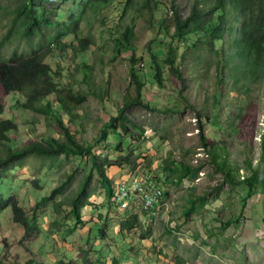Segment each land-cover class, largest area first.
Instances as JSON below:
<instances>
[{
  "label": "rangeland",
  "instance_id": "1",
  "mask_svg": "<svg viewBox=\"0 0 264 264\" xmlns=\"http://www.w3.org/2000/svg\"><path fill=\"white\" fill-rule=\"evenodd\" d=\"M53 1L59 5L63 0ZM193 1L175 0V5L185 16ZM70 2L60 5V11H66ZM0 4L6 11L0 17L1 38L16 27L11 12L16 0H0ZM204 4L208 6L211 1L207 0ZM149 16L150 11L144 6L135 21V64L139 68V57L147 55L148 45L151 46V52L155 51L162 61L165 43L174 30L170 24L172 12L167 10V26L160 25L163 36L151 40ZM65 17V13L61 15L62 19ZM82 24L87 31L84 21ZM96 25L97 22L93 20L88 28V32L94 35L95 43L90 46L85 60L95 84L92 90L100 91L99 87L107 89L104 103L88 92L89 87L82 82L78 70L82 60L79 57L72 58L69 48L63 52L62 58L54 55L46 59L52 71L67 66L72 69L63 70L62 76L55 80L74 84L76 89L87 93L86 101L75 111L76 115L74 113L76 121H69L67 115L63 117L77 138L89 143H94L109 117L117 114L123 96L126 93L130 96L134 94L128 76L131 53H118L117 44L111 43L110 36H98ZM195 40L194 36L188 37V43ZM37 42H42V39L26 41L12 33L0 50L3 56H8L15 49L28 51ZM219 46L220 42L217 43ZM186 50L185 59L181 62L186 86L181 92V83L168 74L165 65H162V83L153 79V65L147 63L140 68L145 82L144 99L160 108L147 111L136 107L126 112L129 119L144 132L131 129L134 138L127 137L121 151L117 149L118 138L108 130L107 139L95 145L92 151L97 158L106 155L111 160L131 150L135 157V168L138 164L145 166L146 162L152 167L161 165L162 159L166 157L193 166L202 164L197 176L166 185L167 194L158 214L141 221L144 229L136 228L122 235L118 232V223L126 217L125 213L117 211L105 200L104 187L90 168L87 157L61 154L54 158H35L29 155L25 164L8 170L0 180V195H15L32 225L29 230H25L12 220L10 209L0 211V258L5 263L25 264L29 260L45 264H56L59 260L75 262L78 261L77 251L87 248L88 237L90 247L100 251L89 252L90 261L103 264H112L114 254L129 264H174L176 257L181 259L177 261L180 264H264V180L261 185L256 184L250 196L247 195L244 181H223L221 173L215 171L208 161L200 143L198 126L202 124V135L206 137L208 148L218 152L219 157L224 155L233 169L236 167L233 172L235 178L249 174L247 162L253 168L261 169L259 155L264 131V63L261 72L248 86L240 85L241 82L235 85L236 79L234 76L230 79L226 69L223 70V81L218 83L214 79L213 65L207 67L204 63L207 58L196 60L194 53ZM227 52L225 49V54ZM199 53L202 54V51ZM211 55L217 58L214 53ZM203 56L207 57L206 52ZM0 99L4 104L2 116L13 119L18 126L16 131L9 134L12 147L40 140L41 135L61 138L59 129L54 127L50 118L17 106L20 95L6 94L0 88ZM165 109H174L175 112L165 113ZM195 109H199L202 114L199 122ZM129 166L131 163L121 167L103 166L113 182V188L120 180L129 178L133 171ZM155 170L160 173L159 169ZM89 174L88 204L80 210L82 223L70 231L69 226L74 218L67 213V206L60 212L63 223L51 226L55 217L51 202L39 207L36 206L37 202L70 176L64 192L68 200ZM258 176L264 179V172L261 171ZM36 178L40 179L39 186L33 183ZM194 199L193 209L186 214ZM229 220L230 224L226 225ZM96 223L104 227L102 240H98L94 230ZM145 229L150 230L148 236L139 238Z\"/></svg>",
  "mask_w": 264,
  "mask_h": 264
},
{
  "label": "trees",
  "instance_id": "2",
  "mask_svg": "<svg viewBox=\"0 0 264 264\" xmlns=\"http://www.w3.org/2000/svg\"><path fill=\"white\" fill-rule=\"evenodd\" d=\"M68 1L71 2L66 8L67 10L60 11L62 4ZM206 1L194 0L188 14L184 16L176 8L175 0H63L59 5H55L53 0H16V5L11 11L14 14L13 21L16 27L11 28L1 36L0 48L6 44L12 33L17 34L19 39L29 41L32 38H41L42 42H37L28 51L15 49L8 56H3L0 50V88L6 94L16 93L21 96V99L17 100L18 107L43 114L47 119L50 118L54 127L59 129L61 138L54 135H41L40 140L27 142L20 147H12L9 134L16 131L18 126L13 119L2 116L4 104L0 99V180L8 170L25 164L26 157L29 155L35 158H54L61 154H74L89 159L90 168L94 170L104 187L105 200L111 203L113 182L105 173L103 166L121 167V165L131 163L130 170H134L135 157L132 155L133 151L128 150L125 155L120 154L110 160L106 155L97 158L92 148L107 139V131L109 130L118 138L117 149L122 151L126 138L131 137L132 140L134 138L131 129L144 132L139 125L129 119L126 112L136 107L147 111L160 110L144 99L145 82L141 76V67L147 63L153 65V79L162 83V65H165L168 74L181 83V92L186 86L181 62L185 59L186 49H189L194 53L196 60L207 58L204 61L207 67L213 65L214 79L218 83L223 81V70L226 69L229 78L234 76L236 79L235 85L241 82L240 85L246 84L248 86V83L261 72L264 63V0H210L211 4L208 6L204 4ZM144 6L150 11L151 27L149 31L152 34L151 40L162 35L160 25L167 26L168 19L165 18L167 10L172 12V17L169 19L174 30L165 43L162 61L159 60L155 51L151 52V46L148 45L147 55L139 57L141 59L139 68L135 64L137 61L134 42L135 21ZM64 13L66 17L62 19L61 15ZM3 14H6V11L0 4V17ZM93 20L97 22L98 36H110L111 43L117 44L118 53H131L128 76L130 86L134 88V94L130 96L126 93L123 96V102L118 108L117 114L109 117L108 122L104 124L94 139V143H89L80 141L63 117L67 115L69 121H76L74 113L76 115L75 111L86 101L87 93L82 89H76L74 84L61 83L59 80H55V78L62 76L63 70L72 71V69L67 66L64 69L58 67L56 71H52L46 59L54 55L62 58L63 52L69 48L72 58L79 57L82 60L78 70L81 72L82 82L89 87L88 92L96 95L104 103L106 93H108L107 89L99 87L100 91L92 90L95 84H93L91 71L85 60L90 46L95 43L94 35L91 31L88 32ZM123 20L125 21L123 22ZM82 21H84L87 31L83 28V24L81 25ZM191 36H194L196 40L188 43V37ZM218 42H220L219 47H217ZM225 49L228 51L227 54H225ZM180 50L182 52L179 54ZM201 51L202 54L199 53ZM204 52H206L207 57L203 56ZM213 53L218 59L211 55ZM164 112L172 113L175 110L165 109ZM195 115L199 122L202 116L199 109H195ZM198 126L200 143L205 149L208 161L215 171L221 173L223 181L232 182L235 179L238 182L244 181L247 185V195L253 194L256 184L261 185V181L264 180L258 176L261 171L264 172V131L260 139L259 162L262 164L261 169L253 168L251 163L247 162L249 174L243 175L242 178H235L233 172L236 167L233 169L227 163L224 155L219 157L218 152L208 148L206 137L202 135V124ZM202 166V164L193 166L166 157L162 159L161 165L152 167L146 162L143 167L148 170L159 169L164 178L163 185L166 186L177 184L185 178H195ZM90 179L91 175L89 174L68 200L65 199L64 192L70 176L65 182L53 187L49 194L41 197L36 204L37 207L51 202L55 214L51 226H58L63 223L60 212L67 206V213H70L74 218V222L69 226L70 231L82 223L80 210L88 204L86 202L87 187ZM39 180L36 178L33 183L39 186ZM166 194L167 192L164 191V196ZM195 200H191L186 214L193 209ZM100 206H96V209ZM7 208L11 210L12 220L18 223L20 227L25 230L32 227L28 214L22 209L15 195L8 197L0 195V211ZM127 212L124 211L126 217L118 223V232L125 235L136 228L144 229L139 214L127 215ZM98 216L101 218L100 213ZM229 224L230 220L226 222V225ZM94 226L98 240H102L104 237L103 225L96 223ZM143 232L139 238L147 237L150 230L145 229ZM86 243V249L77 251L79 255L82 254L81 257L78 255V261L59 260L56 264H103L104 262L90 261L88 253L91 251L100 253V251L90 247L88 237ZM180 260L179 257H176L174 264H180L178 263ZM111 263L129 264L121 261L115 254ZM0 264L7 263L0 258ZM25 264L45 263L29 260Z\"/></svg>",
  "mask_w": 264,
  "mask_h": 264
},
{
  "label": "built area",
  "instance_id": "3",
  "mask_svg": "<svg viewBox=\"0 0 264 264\" xmlns=\"http://www.w3.org/2000/svg\"><path fill=\"white\" fill-rule=\"evenodd\" d=\"M163 180L161 172L138 164L128 179L114 185L111 204L121 213H140L141 220L155 217L164 204Z\"/></svg>",
  "mask_w": 264,
  "mask_h": 264
},
{
  "label": "bare ground",
  "instance_id": "4",
  "mask_svg": "<svg viewBox=\"0 0 264 264\" xmlns=\"http://www.w3.org/2000/svg\"><path fill=\"white\" fill-rule=\"evenodd\" d=\"M166 192V191H165Z\"/></svg>",
  "mask_w": 264,
  "mask_h": 264
}]
</instances>
